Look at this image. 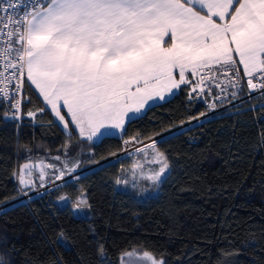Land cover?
<instances>
[{
  "label": "trees",
  "instance_id": "obj_1",
  "mask_svg": "<svg viewBox=\"0 0 264 264\" xmlns=\"http://www.w3.org/2000/svg\"><path fill=\"white\" fill-rule=\"evenodd\" d=\"M192 80L126 123V131L101 140L66 134L28 84L24 111L35 116L6 118L0 104L4 264H120L133 249L163 264H264V94L163 134L205 109L187 99ZM160 134L156 150L170 166L162 182L119 188L115 181L128 164L118 156L124 140ZM61 159L76 161V172L106 161L48 186ZM25 164L32 166L30 177L24 170L28 186L17 179ZM80 197L91 205L84 214L73 207Z\"/></svg>",
  "mask_w": 264,
  "mask_h": 264
},
{
  "label": "snow or ice",
  "instance_id": "obj_2",
  "mask_svg": "<svg viewBox=\"0 0 264 264\" xmlns=\"http://www.w3.org/2000/svg\"><path fill=\"white\" fill-rule=\"evenodd\" d=\"M5 3L0 0L5 13L0 16L4 70L16 69L12 78L26 75L68 129L61 114V106L66 107L79 135L89 140L126 131V123L141 119L151 108L149 102L164 100L190 83L186 73L198 76L203 85L212 77L201 75V70L211 72L216 65L225 70L238 60L248 87L264 89V0H22L6 7ZM254 74L261 83H253ZM5 80L10 82L9 77ZM0 93L9 96L7 87ZM19 106L17 100L13 108ZM17 117L18 111H13L11 118ZM150 147L155 149L156 142ZM154 157L160 167L148 179L159 184L170 166L163 152L155 151ZM31 168L23 165L17 177L21 185L33 184L24 174L27 170L30 177ZM60 200L67 202L65 197ZM82 205L90 210L86 199L77 202V209ZM141 259L157 264L148 253Z\"/></svg>",
  "mask_w": 264,
  "mask_h": 264
},
{
  "label": "built area",
  "instance_id": "obj_3",
  "mask_svg": "<svg viewBox=\"0 0 264 264\" xmlns=\"http://www.w3.org/2000/svg\"><path fill=\"white\" fill-rule=\"evenodd\" d=\"M22 3V0H6L5 7L7 4H17ZM19 9L16 12H12L13 16L18 15ZM5 13L0 10V16H4ZM2 27V24H0ZM4 38H0V48L4 47L3 43ZM238 69V74L237 70ZM16 69H8L4 70V60L0 58V89L7 87L9 96L5 97L2 93H0V104L4 107V116L6 118L11 119L13 111H18L17 121L21 122L27 113L24 111V87L27 84L26 75L23 77L12 78L11 73L15 72ZM201 75L211 76L212 79H205L203 85H199V78L195 75L193 78L191 85L189 87L187 93L188 100H196L203 104L205 109L201 112L205 115L198 114L197 116L187 120L186 122L180 124L177 127L163 133H170L174 130L189 127L203 119L212 117L217 114H222L229 112L235 107L239 106L241 102L246 100H251L252 98L264 94V89L257 88L255 90L250 89L247 85L248 77L243 72L240 64L236 63L235 66H230L228 69L221 70L219 65H216L212 68L211 72L207 70H201ZM257 74H254L253 83H261L262 81L256 78ZM5 77H9L10 82L5 80ZM235 80L236 84H230L229 81ZM19 84V89L17 91V85ZM196 88V91H193V88ZM201 88L203 91H201ZM234 94V95H233ZM19 100L20 106L19 109L16 110L13 108V105L16 101ZM212 105H215L213 108ZM160 134L158 136L152 137L149 140H154L157 137L162 136ZM125 141H129L127 144ZM143 142H137L136 139L129 138L124 140L123 142V150L118 155L128 152L130 149L141 146ZM106 160H102L93 166L89 167L90 169L105 162ZM22 197H26L23 195Z\"/></svg>",
  "mask_w": 264,
  "mask_h": 264
},
{
  "label": "rangeland",
  "instance_id": "obj_4",
  "mask_svg": "<svg viewBox=\"0 0 264 264\" xmlns=\"http://www.w3.org/2000/svg\"><path fill=\"white\" fill-rule=\"evenodd\" d=\"M137 142H140V141H137ZM142 142L143 143L141 144V146L130 149L128 152H124L118 155L120 158H124L128 161V164L122 168L120 176L117 179L121 181H127V183L119 184V185L117 184L119 188H127V187L146 188L145 181L148 182L147 186L154 184L150 179H148V177H150L152 174H154L155 172L159 170L160 163L156 162L155 157H154V152L157 150L156 148L153 149L152 147H150V145L154 142V140L147 139ZM38 167L40 168L41 165H38ZM70 170H73V171H70ZM76 171H77L76 161L70 163L68 161H65V159L64 160L61 159L59 165L56 166V174H57V177L60 175L61 172H64L65 175L60 179L57 178L56 181L49 184L48 186L57 184L56 183L57 181L76 173ZM81 199H84V198L80 197L78 201ZM61 202L63 204L65 203L64 201H61ZM77 202L73 204L75 212L77 214L86 213V208L83 205L81 206V209L83 210L77 209L76 207ZM145 253L150 254V256L154 258V260L157 262V264H159L160 261H163L162 258L155 257L152 253L148 251L140 250V249H133L131 251L124 253L121 256L120 264H151V261L141 259L142 257H144Z\"/></svg>",
  "mask_w": 264,
  "mask_h": 264
},
{
  "label": "crops",
  "instance_id": "obj_5",
  "mask_svg": "<svg viewBox=\"0 0 264 264\" xmlns=\"http://www.w3.org/2000/svg\"><path fill=\"white\" fill-rule=\"evenodd\" d=\"M197 10H199V9H197ZM202 14H203V13H202ZM217 22H219V21H217ZM169 42H170V41H169L168 38L166 37V38H165V46H167V44H168ZM237 61H238V60H237ZM238 63H239V62H238ZM240 66H241V68H242V70H243V65L240 64ZM243 72H244V71H243ZM186 76H187L188 80H192V79L195 77V75L190 74V73H186ZM177 79H179L178 75H177ZM26 80H27V84L30 85V86L34 89V91H35V92L37 93V95L39 96L40 100L43 102V104L46 106V108L51 112L52 116L54 117L55 121L58 123V125L60 126V128H61L66 134H69L72 130H74V129H75V125L72 123V121H71V116H70V114L67 112L66 107L61 106V114L64 115V116H65V119L69 122V127H68V129H65V128L63 127L62 123L58 120V118L55 117L54 113H53V112L51 111V109H50V106H48V105L46 104V102L43 100V97L39 94V90L35 88V85H32V84H31V82L27 79V76H26ZM177 91H178V89H174L172 93H170V94H166L164 100H167V99H169L170 97H172ZM164 100H159V99H157V100L155 101V103H152V102H149V103L152 104V105H154V104L159 103V102H162V101H164ZM125 125H126V124H125ZM75 131H76L77 133H79V132H78V129H75ZM85 138H86V137H85ZM93 139H95V138H93Z\"/></svg>",
  "mask_w": 264,
  "mask_h": 264
},
{
  "label": "water",
  "instance_id": "obj_6",
  "mask_svg": "<svg viewBox=\"0 0 264 264\" xmlns=\"http://www.w3.org/2000/svg\"><path fill=\"white\" fill-rule=\"evenodd\" d=\"M89 169H90V168H86V169L80 170V171H78V172H76V173H74V174H72V175H70V176H68V177H66V178H63V179L57 181L56 183L58 184V183H62V182H64V181H66V180L72 179L73 177H76V176L82 174L83 172H85V171H87V170H89Z\"/></svg>",
  "mask_w": 264,
  "mask_h": 264
}]
</instances>
